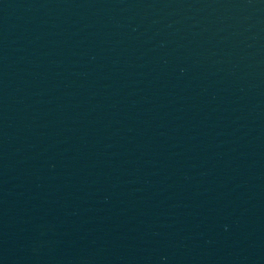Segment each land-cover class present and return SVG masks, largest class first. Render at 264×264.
I'll use <instances>...</instances> for the list:
<instances>
[{"label":"water","instance_id":"95a60500","mask_svg":"<svg viewBox=\"0 0 264 264\" xmlns=\"http://www.w3.org/2000/svg\"><path fill=\"white\" fill-rule=\"evenodd\" d=\"M0 264H264V0H0Z\"/></svg>","mask_w":264,"mask_h":264}]
</instances>
